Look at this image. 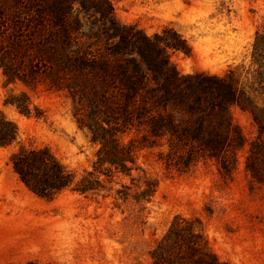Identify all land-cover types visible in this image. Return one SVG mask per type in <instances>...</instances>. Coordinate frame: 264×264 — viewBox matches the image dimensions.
I'll list each match as a JSON object with an SVG mask.
<instances>
[{
    "label": "trees",
    "instance_id": "trees-1",
    "mask_svg": "<svg viewBox=\"0 0 264 264\" xmlns=\"http://www.w3.org/2000/svg\"><path fill=\"white\" fill-rule=\"evenodd\" d=\"M168 49L189 53L190 46L170 28L148 35L120 23L110 0H0L3 103L40 117L30 92H63L77 126L97 146L92 168L77 177L48 147L20 145L9 155L19 179L51 197L67 188L97 195L106 188L101 175L129 176L131 184L120 183L113 201L131 204L140 215L156 188L154 180L131 176L140 169L143 148H158L169 170L184 172L213 160L221 175L230 174L247 143L230 107L248 109L259 124L260 112L230 74H182ZM17 138L16 123L0 109V145ZM246 151L245 170L264 180L263 140H250ZM147 254V262L138 264H232L212 249L201 217L181 213Z\"/></svg>",
    "mask_w": 264,
    "mask_h": 264
},
{
    "label": "rangeland",
    "instance_id": "rangeland-1",
    "mask_svg": "<svg viewBox=\"0 0 264 264\" xmlns=\"http://www.w3.org/2000/svg\"><path fill=\"white\" fill-rule=\"evenodd\" d=\"M110 1L120 23L135 24L148 35L170 28L185 39L189 53L167 50L180 73L230 74L247 91L264 124V0ZM6 92L0 75V109L18 128L17 143L0 145V264L146 263L154 239L177 213L201 217L220 260L264 264V180L244 168L248 142L256 137L264 142V127L248 109L230 107L247 143L228 175H221L213 160H200L184 172L169 170L158 148L141 149L140 169L131 176L154 180L156 188L137 215L131 204L113 201L120 183L131 184L121 174L101 175L106 188L97 195L68 188L51 197L31 191L9 161L20 145L48 147L77 177L92 168L97 146L77 126L63 92H30L42 110L40 117L4 104Z\"/></svg>",
    "mask_w": 264,
    "mask_h": 264
}]
</instances>
